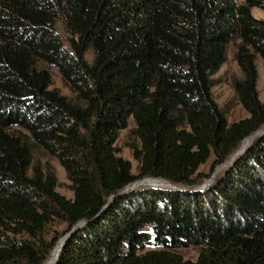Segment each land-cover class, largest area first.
<instances>
[{"label": "trees", "instance_id": "obj_1", "mask_svg": "<svg viewBox=\"0 0 264 264\" xmlns=\"http://www.w3.org/2000/svg\"><path fill=\"white\" fill-rule=\"evenodd\" d=\"M254 6L264 0H0V264H44L56 220L65 233L83 225L54 264H264V134L196 189L210 176L202 165L214 157V170L264 126ZM231 44L242 73L233 87L249 113L234 121L213 95ZM39 61L75 96L52 87ZM131 117L137 172L116 145ZM36 149L65 168L73 198ZM145 177L180 188L122 193ZM189 247L196 258L178 251Z\"/></svg>", "mask_w": 264, "mask_h": 264}, {"label": "rangeland", "instance_id": "obj_2", "mask_svg": "<svg viewBox=\"0 0 264 264\" xmlns=\"http://www.w3.org/2000/svg\"><path fill=\"white\" fill-rule=\"evenodd\" d=\"M239 2L243 3L245 0H238ZM252 14L260 19L264 20V9L260 7H252ZM56 26L58 29V32L60 36L63 39V42L66 46H68V32L66 31V28L64 26V23L62 20H57ZM235 51H236V44H231L229 45L228 48V59L226 63L223 64L221 69L214 74V79H215V85L213 87V95L216 101L219 103V105L224 108L227 111V116L229 121H234L238 120L244 117H247L249 113L244 109L242 104L239 102L236 92L233 87V77L235 76H241V70L240 67L235 59ZM92 53L88 52L87 53V58L89 60H92ZM257 68H258V81H257V88L259 91V96L262 101H264V59L259 55L257 57ZM38 67L40 69H47L50 71L52 75V87L59 88L64 94H67L69 96H75V89L67 83L60 71L58 70L57 67L44 62V61H39L38 62ZM135 126L134 119L131 117L128 122V127L123 129L120 133L119 139L116 143L117 147L120 149L119 155L128 158L132 161L133 164V171L137 172V161L133 158L132 155V150L130 148V143L137 142V140L132 136V129ZM264 126L262 127V129ZM264 133V131H263ZM260 135V134H259ZM262 135V134H261ZM260 135V136H261ZM259 137V136H257ZM255 137V139L257 138ZM255 139L253 141H255ZM253 143V142H252ZM251 143V144H252ZM250 144V146H251ZM249 146V147H250ZM242 147V143L240 144L239 148L235 150L231 156L226 160L224 163H221L215 167L214 170H211V163L214 159V157L211 158V160L202 165L200 168V171L204 174L209 173V177H206L203 179V181L196 187L198 190H204L208 186H211L215 183V181L220 178L221 175L225 173L228 169L232 167V165L235 164V161L238 160L239 158L243 157L247 150L243 152V155H237L234 157V154H236ZM35 158L36 159H41L44 163L49 162L51 165L54 167V170L56 172V175L58 177V188L57 190L67 196L68 198H73L74 193L73 190L70 187L71 181L68 179L66 170L65 168L61 165V163L58 161L57 158H55L52 155L46 154L42 152L39 149H36L35 151ZM148 178V177H146ZM154 178V177H153ZM144 178L137 179V180H143ZM157 179V178H156ZM161 180H165L162 178H159ZM136 180V181H137ZM135 181V182H136ZM167 183V180H165ZM133 182V183H135ZM138 183H140L138 181ZM166 185V184H165ZM161 187V188H166L164 185H151V184H139L135 187H130L126 190H123V193L130 192L132 190H135L137 188H143V187ZM188 189V187H186ZM113 199V198H111ZM110 199V201H111ZM83 223H80L75 227V229H72L70 232H66L67 224L61 220H56L55 222L51 223L46 231V236L47 240H50L55 234H59L60 238L58 240V243L60 240L68 239L69 236H72L74 231L78 229V227H81ZM57 243V244H58ZM56 246V245H55ZM54 249V248H53ZM53 249L50 253L52 255ZM181 254H183L184 257H191V258H196L199 253V247H189V248H184V249H179L178 250Z\"/></svg>", "mask_w": 264, "mask_h": 264}, {"label": "bare ground", "instance_id": "obj_3", "mask_svg": "<svg viewBox=\"0 0 264 264\" xmlns=\"http://www.w3.org/2000/svg\"><path fill=\"white\" fill-rule=\"evenodd\" d=\"M263 131H264V128L263 129L261 128L260 130H258L254 134H252L251 136L247 137L242 142L241 149L236 154H234V157H236L237 155L238 156L241 155L243 153V151L250 146V144L253 142L255 137L260 136L261 134H264ZM143 182H144L143 184H151V185H155V186H157V185L166 186L165 184H167L165 180L163 181L161 179H155V178H150V179H147V180H145ZM137 185H138V183L130 184L128 186V188L133 187V186H137ZM64 241H65L64 239L60 240V242L54 248V250L52 252V255L48 258V260L44 264H54L55 263V261L58 258V255L60 253V250L62 249V244L64 243Z\"/></svg>", "mask_w": 264, "mask_h": 264}, {"label": "built area", "instance_id": "obj_4", "mask_svg": "<svg viewBox=\"0 0 264 264\" xmlns=\"http://www.w3.org/2000/svg\"><path fill=\"white\" fill-rule=\"evenodd\" d=\"M150 178H153V177H148V178L145 177L143 180H137V181L135 180L136 182L135 181L134 182L135 183H138V181H139L140 182V183H138V185H139V184H143L144 183L143 181H145L147 179H150ZM157 179H159V178H157ZM131 184H134V183H131ZM128 186H127V189H128ZM133 187H135V186H133ZM166 188H172V189L174 188V189H177V188H180V186L167 180ZM124 190H126V188ZM122 193H123V191H122Z\"/></svg>", "mask_w": 264, "mask_h": 264}, {"label": "water", "instance_id": "obj_5", "mask_svg": "<svg viewBox=\"0 0 264 264\" xmlns=\"http://www.w3.org/2000/svg\"><path fill=\"white\" fill-rule=\"evenodd\" d=\"M126 189H127V187H126ZM66 240H67V239H66ZM65 242H66V241H64V243L62 244V247L64 246Z\"/></svg>", "mask_w": 264, "mask_h": 264}]
</instances>
